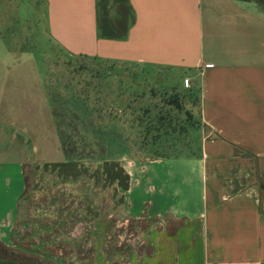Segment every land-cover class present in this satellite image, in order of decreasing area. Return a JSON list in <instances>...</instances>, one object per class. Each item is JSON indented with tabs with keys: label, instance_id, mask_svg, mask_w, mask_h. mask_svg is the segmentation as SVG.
I'll return each mask as SVG.
<instances>
[{
	"label": "crops",
	"instance_id": "crops-1",
	"mask_svg": "<svg viewBox=\"0 0 264 264\" xmlns=\"http://www.w3.org/2000/svg\"><path fill=\"white\" fill-rule=\"evenodd\" d=\"M99 2L0 0V247L12 244L26 168L68 161L46 53L36 50L46 42L71 58L137 66L156 85L199 99L194 155L124 164L129 220L146 225L147 247L161 248L148 264H264L263 8L240 0L113 2L116 35L106 38ZM0 264L23 263L0 253Z\"/></svg>",
	"mask_w": 264,
	"mask_h": 264
},
{
	"label": "rangeland",
	"instance_id": "rangeland-1",
	"mask_svg": "<svg viewBox=\"0 0 264 264\" xmlns=\"http://www.w3.org/2000/svg\"><path fill=\"white\" fill-rule=\"evenodd\" d=\"M47 47L42 42L36 50L44 49L46 79L64 98L69 160L81 161L89 175L62 180L43 165L28 166L12 244L0 253L23 264H148L146 256H159L161 248L147 247L146 225L129 220L127 192L90 176L105 160L129 168L132 160L194 155L199 99L190 89L156 85L137 66Z\"/></svg>",
	"mask_w": 264,
	"mask_h": 264
},
{
	"label": "trees",
	"instance_id": "trees-1",
	"mask_svg": "<svg viewBox=\"0 0 264 264\" xmlns=\"http://www.w3.org/2000/svg\"><path fill=\"white\" fill-rule=\"evenodd\" d=\"M126 0H100L99 2V18L98 25L103 32V36L106 38H113L116 35L113 25L109 20L108 11L110 4L113 2H125ZM245 2H255L260 5L264 10V0H240ZM47 88L49 96L52 102L53 115L56 119L57 128L59 135L63 142L64 152L68 157V161L63 163L55 164H45L44 169L50 170L52 173L56 174L62 180H72L77 181L81 177L89 175V169L78 160H69L72 152L66 147V135L68 131L63 129L64 126H69L65 124L64 118L60 115L59 107H62L64 98L57 96L54 92L53 87L47 81ZM62 105V106H61ZM93 179L96 181H104L106 185H117L119 189L123 192H128L130 190L131 178L128 172L125 170L124 166L119 161H107L105 160L98 169L91 174ZM122 203V201H121Z\"/></svg>",
	"mask_w": 264,
	"mask_h": 264
}]
</instances>
